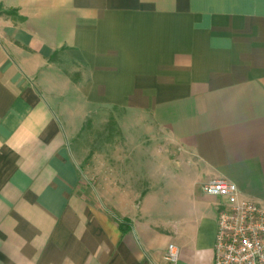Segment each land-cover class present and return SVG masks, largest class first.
<instances>
[{
  "label": "crops",
  "instance_id": "obj_1",
  "mask_svg": "<svg viewBox=\"0 0 264 264\" xmlns=\"http://www.w3.org/2000/svg\"><path fill=\"white\" fill-rule=\"evenodd\" d=\"M222 177L264 204V0H0V264H213Z\"/></svg>",
  "mask_w": 264,
  "mask_h": 264
},
{
  "label": "built area",
  "instance_id": "obj_2",
  "mask_svg": "<svg viewBox=\"0 0 264 264\" xmlns=\"http://www.w3.org/2000/svg\"><path fill=\"white\" fill-rule=\"evenodd\" d=\"M202 190L218 198L213 264H264V204L244 197L223 177L209 179ZM177 254L170 244L166 258Z\"/></svg>",
  "mask_w": 264,
  "mask_h": 264
},
{
  "label": "rangeland",
  "instance_id": "obj_3",
  "mask_svg": "<svg viewBox=\"0 0 264 264\" xmlns=\"http://www.w3.org/2000/svg\"><path fill=\"white\" fill-rule=\"evenodd\" d=\"M119 115L120 111L117 109H98L86 116L81 129L71 139L70 146L75 158L80 163L83 181H90V173L85 171V168L91 159H96V154H98L97 159L100 162L111 158L108 149L112 147L120 149L125 147L124 150L132 149L134 150L133 156L137 155L139 150L137 144L133 140L123 141L121 138V130L117 121ZM120 156L117 157L121 160L122 156Z\"/></svg>",
  "mask_w": 264,
  "mask_h": 264
},
{
  "label": "trees",
  "instance_id": "obj_4",
  "mask_svg": "<svg viewBox=\"0 0 264 264\" xmlns=\"http://www.w3.org/2000/svg\"><path fill=\"white\" fill-rule=\"evenodd\" d=\"M121 226V228H122V225H120Z\"/></svg>",
  "mask_w": 264,
  "mask_h": 264
}]
</instances>
